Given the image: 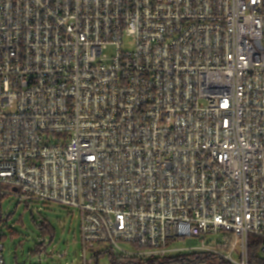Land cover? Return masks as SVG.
<instances>
[{
  "label": "built area",
  "instance_id": "obj_1",
  "mask_svg": "<svg viewBox=\"0 0 264 264\" xmlns=\"http://www.w3.org/2000/svg\"><path fill=\"white\" fill-rule=\"evenodd\" d=\"M2 197L76 211L82 264L264 255V0H0Z\"/></svg>",
  "mask_w": 264,
  "mask_h": 264
},
{
  "label": "rangeland",
  "instance_id": "obj_2",
  "mask_svg": "<svg viewBox=\"0 0 264 264\" xmlns=\"http://www.w3.org/2000/svg\"><path fill=\"white\" fill-rule=\"evenodd\" d=\"M113 52L114 50L110 49L108 54L112 55ZM3 211L7 217L0 224V238H4L5 264H82L80 218L72 208L42 202L27 208L14 199L6 198L3 202ZM43 220L49 221L56 231L52 241L49 236L42 238L37 227ZM10 231H15L17 236L13 237ZM211 239H223V233ZM43 241L51 243L43 253H35L37 244ZM199 244V240L192 238L180 242L183 247H196ZM122 245L129 249L127 245ZM62 252H67L68 256L61 257ZM98 264L112 262L110 257L106 256L100 258Z\"/></svg>",
  "mask_w": 264,
  "mask_h": 264
},
{
  "label": "trees",
  "instance_id": "obj_3",
  "mask_svg": "<svg viewBox=\"0 0 264 264\" xmlns=\"http://www.w3.org/2000/svg\"><path fill=\"white\" fill-rule=\"evenodd\" d=\"M6 198L2 197L0 198V224L3 223L5 217L4 211H3V202ZM28 208V206H26ZM39 230L41 231L42 238H45L49 236L51 238V241L53 240L54 236L56 235V231L53 229L49 221L43 220L40 222V224L37 225ZM10 234L14 237L17 236V233L15 231H10ZM1 241L4 240V238H0ZM263 244L262 239L258 237L251 236L249 240V256H250V264H264V255L261 252V245ZM46 250V243L45 241L41 242L40 244H37L35 253L41 254ZM112 264L117 263V260L113 257H111ZM192 258L199 259L202 261H206L209 264H226L225 262H216L212 257H210L207 254H199V255H193Z\"/></svg>",
  "mask_w": 264,
  "mask_h": 264
}]
</instances>
